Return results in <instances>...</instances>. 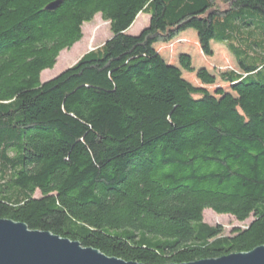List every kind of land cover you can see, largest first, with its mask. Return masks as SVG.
I'll list each match as a JSON object with an SVG mask.
<instances>
[{"label": "trees", "instance_id": "trees-1", "mask_svg": "<svg viewBox=\"0 0 264 264\" xmlns=\"http://www.w3.org/2000/svg\"><path fill=\"white\" fill-rule=\"evenodd\" d=\"M52 1L0 0V218L147 264L263 245L264 0ZM98 13L112 36L42 81ZM189 29L234 55L240 69L197 70L231 91L156 48ZM207 208L253 219L227 232Z\"/></svg>", "mask_w": 264, "mask_h": 264}, {"label": "water", "instance_id": "water-1", "mask_svg": "<svg viewBox=\"0 0 264 264\" xmlns=\"http://www.w3.org/2000/svg\"><path fill=\"white\" fill-rule=\"evenodd\" d=\"M63 0L50 2L46 8L55 9ZM0 264H147L109 255L80 240L32 229L26 222L0 218ZM166 264H264V244L249 251L220 257L203 258L183 263Z\"/></svg>", "mask_w": 264, "mask_h": 264}, {"label": "rangeland", "instance_id": "rangeland-1", "mask_svg": "<svg viewBox=\"0 0 264 264\" xmlns=\"http://www.w3.org/2000/svg\"><path fill=\"white\" fill-rule=\"evenodd\" d=\"M150 16L146 14H140L129 31L132 34L140 33L148 24ZM84 36L70 48H65L58 57V61L53 68L45 69L41 74L42 81H46L53 78L58 73L62 72L69 66L71 67L83 54L100 46L107 41L113 34L111 23L109 20H105L101 13H98L93 20L84 22L83 25ZM192 31H195L194 29ZM195 34H188L191 39H184L180 35L177 39L168 42H161L156 44V48L167 60V62L180 65L179 56L182 52H188L192 56L193 66L195 71H188L183 69V75L189 81L197 86H206L210 92L215 93L218 87H224L225 90L231 91V86L228 82H224L218 77L215 84L207 85L199 80L197 76V70L200 67H206L211 72H215L216 69L228 70V69H240L238 62L234 55L228 50V48L219 42H213V54L206 55L203 51L201 44L199 43V37ZM35 196H41V192L35 193ZM204 218L206 221L214 224H222L227 232H231L232 229L238 226H245L249 222L251 223L253 217H250L246 221H239L233 215L217 213L211 208H207L204 212Z\"/></svg>", "mask_w": 264, "mask_h": 264}, {"label": "crops", "instance_id": "crops-1", "mask_svg": "<svg viewBox=\"0 0 264 264\" xmlns=\"http://www.w3.org/2000/svg\"><path fill=\"white\" fill-rule=\"evenodd\" d=\"M194 32H196V31H192V29H189V30H186L185 32H183L182 34H181V36H182V38H184V39H191V37L190 36H188V34H195ZM196 34L198 35V33L196 32Z\"/></svg>", "mask_w": 264, "mask_h": 264}]
</instances>
